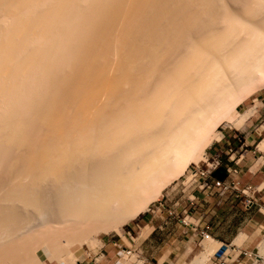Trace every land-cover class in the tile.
Segmentation results:
<instances>
[{
  "label": "bare ground",
  "instance_id": "1",
  "mask_svg": "<svg viewBox=\"0 0 264 264\" xmlns=\"http://www.w3.org/2000/svg\"><path fill=\"white\" fill-rule=\"evenodd\" d=\"M263 89L264 0H0V264L137 219Z\"/></svg>",
  "mask_w": 264,
  "mask_h": 264
},
{
  "label": "crops",
  "instance_id": "2",
  "mask_svg": "<svg viewBox=\"0 0 264 264\" xmlns=\"http://www.w3.org/2000/svg\"><path fill=\"white\" fill-rule=\"evenodd\" d=\"M251 104L244 114L252 113L238 128L243 130L242 146L237 145L230 136L213 150L222 157L225 154L229 165L238 169V175L232 178L238 179L242 187H257L258 192L253 196L254 205L247 208L245 198L235 194L221 198L216 194L196 191L192 196L191 191L182 189L185 195L178 199L182 200L180 207L173 205L177 214H180L179 218L183 217L181 211L188 200L198 199L199 206L198 211L189 218L187 226L170 218L166 211L151 213L130 227L139 230L135 231L136 237L133 239L121 237L118 246H115L117 241L104 243L98 253L101 257L95 264H188L186 262L191 257L197 258L202 252L205 254L208 247L217 244L219 248L223 245L229 247L227 264H245L241 261V252L255 250L264 236V96L260 95ZM170 196L167 194L166 198L173 204ZM206 226L212 241L202 240L199 235ZM119 246L130 250V256L135 255L136 260L124 262Z\"/></svg>",
  "mask_w": 264,
  "mask_h": 264
},
{
  "label": "rangeland",
  "instance_id": "3",
  "mask_svg": "<svg viewBox=\"0 0 264 264\" xmlns=\"http://www.w3.org/2000/svg\"><path fill=\"white\" fill-rule=\"evenodd\" d=\"M260 95L264 96V89L255 93L254 95H252L251 97H249L247 100H245L235 111H233L231 113L230 118H228L225 122L221 123L215 130V132L219 135V139H213L211 141V143L208 144V146L205 147V151H203V155H201L202 158L199 159V161L197 163H199L200 161L203 160V158H205V155L207 154V157H215L216 155H219V153H217L216 151L213 150V148L219 144H222L224 142V140H227L230 136L233 137L234 141H236L237 145L242 146V136H243V130L240 129L238 130V128L240 127H235V125L233 126L232 124L238 120V118L241 117V114H244V111L246 109L249 108L251 104L252 100L257 99ZM215 133V134H216ZM239 146V147H240ZM236 148H234L235 150ZM228 152L232 153L230 149H228ZM220 158H224L225 162L227 161L225 158V154L219 155ZM196 163V162H195ZM193 162L190 163V165L195 164ZM189 165V166H190ZM188 168L185 171L184 175L174 181L172 184H170L164 191L162 196H160L158 198V200H156L155 202H153L150 206L149 209L147 210L146 213L142 214L140 217H138L135 220L130 221L129 223L121 226L118 228L117 231H112L109 233H105V232H98L97 234H92V236H90L86 242L85 241H78L75 240L71 245V251L73 253V255L67 254L65 256L62 257V259L60 260H49L48 258H44V262H42V264H95V261H99V257H101V254H98L100 251V248L104 245V243L110 242V241H117L118 245L121 244L119 238L121 237H128L129 239H133L134 237H136L135 231H139L138 229H131L130 227L133 226L136 223L141 222L142 218H145L146 216L150 215L151 212L150 210L153 209L159 202H167L168 204V210L170 209V211H176V208L173 206V204L178 200L183 198V196L185 195V193L182 191L183 188V182L185 180H188ZM176 188V190L173 192L172 190ZM181 190V191H180ZM167 194H171V200H173V204L169 203L166 200ZM170 206V207H169ZM127 239V238H125ZM83 242V243H81ZM264 242V236H263V240L261 243H259V246L253 250V251H247L248 253L251 254V256H249L250 254H248L249 257L244 256V254H241V261L242 263L245 262V264H264V255H260V249L259 247L261 246V244ZM75 244V245H74ZM206 247V242L203 243ZM120 251H121V255H122V259L124 262H133L136 260V256H128L126 253H124V249L119 246ZM126 250V249H125ZM198 252H199V247H198ZM197 252V254H198ZM98 254V255H97ZM124 254V255H123ZM197 254L195 256H197ZM204 252L201 253L200 256H203ZM127 256V257H125ZM199 256V257H200ZM235 256V253H233V257ZM96 257V258H95ZM125 257V258H123ZM199 257L195 258V257H191L186 263L188 264H193L194 261H196L195 259H198ZM214 256L209 258V261H207L205 264H215V260L213 258ZM77 259V262H75V259ZM195 258V259H194ZM74 259V261H73ZM125 259V260H124ZM256 259V260H255ZM62 261V262H61ZM257 261V262H256ZM9 261H4L1 264H8ZM228 262V261H227ZM101 264V263H100Z\"/></svg>",
  "mask_w": 264,
  "mask_h": 264
},
{
  "label": "built area",
  "instance_id": "4",
  "mask_svg": "<svg viewBox=\"0 0 264 264\" xmlns=\"http://www.w3.org/2000/svg\"><path fill=\"white\" fill-rule=\"evenodd\" d=\"M203 158L199 163H195L188 167V180L183 182L184 190H188L192 192V196H194V192L199 191L203 194H216L218 197H225L228 194H235L237 197L245 198V206L247 208H251L254 205L253 196L258 192L257 187L246 185H241V182L238 179L232 178V176H237L239 171L237 168H232L229 165L228 160L225 162L224 158H220L219 155H216L214 158L207 157ZM222 172L224 177H218V173ZM185 192V191H184ZM168 201V199L166 198ZM180 201L177 200L173 205L176 207H180ZM198 199L188 200L186 205H184V209L181 211L182 218H179L180 214H177L175 211H170L167 208L166 202H159L153 209L150 210L151 213H161L162 211H166L167 215L170 218H174L177 222H180L182 225L187 226L189 218L192 217L199 209L197 205ZM202 240H209L210 234L208 232V227L206 226L203 230L199 232ZM115 246L118 244L115 243ZM121 249V248H120ZM229 251V247L227 245L221 246L218 251L214 254L215 264H227L228 256L227 252ZM124 253L128 256L131 254L130 251H126L124 249ZM244 256H251L247 251L241 252ZM248 254H250L248 256Z\"/></svg>",
  "mask_w": 264,
  "mask_h": 264
},
{
  "label": "trees",
  "instance_id": "5",
  "mask_svg": "<svg viewBox=\"0 0 264 264\" xmlns=\"http://www.w3.org/2000/svg\"><path fill=\"white\" fill-rule=\"evenodd\" d=\"M217 176L220 177V178H222V177H224V174L222 172H220V173H218Z\"/></svg>",
  "mask_w": 264,
  "mask_h": 264
}]
</instances>
